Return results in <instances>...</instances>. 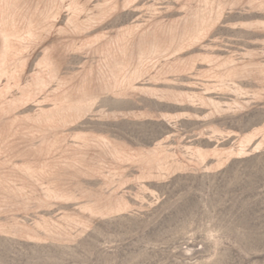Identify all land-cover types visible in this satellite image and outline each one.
Returning <instances> with one entry per match:
<instances>
[{
  "label": "rangeland",
  "instance_id": "1",
  "mask_svg": "<svg viewBox=\"0 0 264 264\" xmlns=\"http://www.w3.org/2000/svg\"><path fill=\"white\" fill-rule=\"evenodd\" d=\"M0 264H264V0H0Z\"/></svg>",
  "mask_w": 264,
  "mask_h": 264
}]
</instances>
